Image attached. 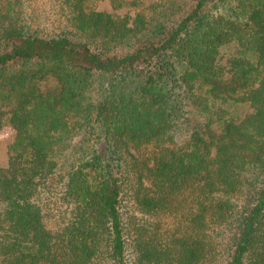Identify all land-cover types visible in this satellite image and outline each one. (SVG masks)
<instances>
[{"label":"trees","instance_id":"1","mask_svg":"<svg viewBox=\"0 0 264 264\" xmlns=\"http://www.w3.org/2000/svg\"><path fill=\"white\" fill-rule=\"evenodd\" d=\"M98 1L0 0V262L264 264V0Z\"/></svg>","mask_w":264,"mask_h":264},{"label":"rangeland","instance_id":"2","mask_svg":"<svg viewBox=\"0 0 264 264\" xmlns=\"http://www.w3.org/2000/svg\"><path fill=\"white\" fill-rule=\"evenodd\" d=\"M156 0H100L97 2L96 9L99 11L107 12L114 15H128L131 18L134 17V14L139 10L140 8L147 6L151 4L152 2H155ZM177 1V0H176ZM192 0H178L177 3L179 5H184V8L190 7V4L192 3ZM164 15H169L168 12H165ZM251 83H254V78L252 79ZM95 89L94 86L91 87L87 95H91V99L96 98L97 93H94ZM243 103H236L233 104L231 107H228L224 112L227 113L230 116H236L239 115V113L246 110V104ZM172 136L175 141L180 142L185 137V129L183 127H178L172 132ZM14 138V132L9 128H4L0 130V164L5 166L8 161L9 157V149L8 146L12 143ZM81 135H78L77 133L64 138V141L60 143L58 146V152L56 155V159L59 163V172H64L68 170L69 161L74 160L76 157L75 150L77 149V146L79 144ZM104 144H101V147H103ZM43 197H45V194H43ZM233 204L235 205L234 209L237 211L243 200H233ZM46 203V202H45ZM0 264H2L0 262Z\"/></svg>","mask_w":264,"mask_h":264}]
</instances>
